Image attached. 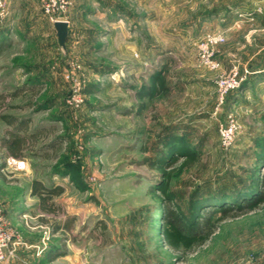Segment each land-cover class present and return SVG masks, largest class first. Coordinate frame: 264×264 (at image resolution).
Listing matches in <instances>:
<instances>
[{
    "label": "rangeland",
    "instance_id": "rangeland-1",
    "mask_svg": "<svg viewBox=\"0 0 264 264\" xmlns=\"http://www.w3.org/2000/svg\"><path fill=\"white\" fill-rule=\"evenodd\" d=\"M246 1L71 0L65 47L43 12L0 49V207L29 213L22 242L55 264H264V81L234 57L264 43V0ZM163 81L164 95L139 96ZM4 116L26 123L25 170L7 167ZM169 204L229 216L186 238L163 232Z\"/></svg>",
    "mask_w": 264,
    "mask_h": 264
},
{
    "label": "crops",
    "instance_id": "crops-1",
    "mask_svg": "<svg viewBox=\"0 0 264 264\" xmlns=\"http://www.w3.org/2000/svg\"><path fill=\"white\" fill-rule=\"evenodd\" d=\"M40 3L41 0H8L7 14L4 17L0 16V49L8 50L14 48L16 44L22 42V37L31 36L41 29L44 19L40 17L43 14L42 3L41 6ZM246 3L258 6L257 3L251 0L246 1ZM246 3L240 2L234 7H229V9H241ZM26 13L28 16H24ZM51 28L57 37L55 25L53 24ZM260 38L261 41L262 37ZM251 47L247 46L246 50L242 51V53H237V56V51L234 49V57L239 60L241 58L244 64L250 66L252 73L261 75L260 77L262 78L260 80L264 81V43L262 44L261 42L260 48L256 46L260 50H253ZM38 79L34 80V82H37ZM6 215L11 225L21 232L29 226L28 221L23 218V216L29 217V213H26L25 210L21 209L19 212L6 213ZM40 216L45 215H35L36 218H40ZM43 223L39 224L37 229H43L45 227ZM32 229L34 230L35 228ZM23 240L25 243L23 242L22 245L16 247L15 252L6 264H55L58 261V253L53 248L48 247L41 252L42 254L38 255L36 249L38 248L37 241L25 239V236ZM21 256L22 258H20Z\"/></svg>",
    "mask_w": 264,
    "mask_h": 264
},
{
    "label": "trees",
    "instance_id": "trees-1",
    "mask_svg": "<svg viewBox=\"0 0 264 264\" xmlns=\"http://www.w3.org/2000/svg\"><path fill=\"white\" fill-rule=\"evenodd\" d=\"M167 91L166 86H165V81L160 83V86L157 89H154L152 86H147L144 85L143 88L140 91V97L141 98H146V97H151L153 95H160L163 94L164 92ZM21 95L20 93L15 95L18 96ZM11 95V97H15ZM6 97H2V99H6ZM7 125L12 126L13 130L12 131H7V133H11V141H8L7 139L4 140L5 145L13 151L12 155L15 158L23 159L22 156V149L25 144L28 142H25V140L19 136L18 132L22 131L26 127V123H20L19 125L17 124V119L12 117V116H4L1 118ZM25 131L26 128H25ZM186 161H185V166L191 167L196 161H198V155L196 153H192L188 156H186ZM147 162H150L149 160ZM163 163V161H160ZM154 167H159V163H156L153 165ZM63 193V189H59V191L56 193V195H61ZM33 196L39 198L42 203H45L48 201L47 198H50L54 193L48 192L47 188L39 181L34 182L33 184ZM45 194H48V197H44ZM261 195L257 197L256 199H259L262 197V200H264V189L260 193ZM47 196V195H46ZM246 203H249L248 200L245 201ZM252 202V201H251ZM257 202V201H256ZM253 204V202H252ZM218 210L222 211L223 217H228L229 216V209L227 208H218V207H213V212L210 213V215L205 218V219H199L196 221H193L188 214H185L180 207H173L171 204H169L166 208L165 211V217L162 222V230L166 234H178L181 237H186V238H199V237H204L205 240L210 238L214 234L213 232V225H212V216L217 212ZM62 230L61 227H58L55 229V231Z\"/></svg>",
    "mask_w": 264,
    "mask_h": 264
},
{
    "label": "built area",
    "instance_id": "built-area-1",
    "mask_svg": "<svg viewBox=\"0 0 264 264\" xmlns=\"http://www.w3.org/2000/svg\"><path fill=\"white\" fill-rule=\"evenodd\" d=\"M44 14L55 25L57 22L69 23L67 17L71 6V0H41ZM8 10V0H0V16L4 17ZM214 43V42H211ZM217 43V40H215ZM217 67L216 64H214ZM226 83H221L224 86ZM227 130V129H226ZM232 130L222 133L225 145L231 144L233 137ZM229 144V145H230ZM7 167L18 170L26 169V162L11 157L7 160ZM22 239L17 230L11 225L5 211L0 207V264L8 263L18 245H22Z\"/></svg>",
    "mask_w": 264,
    "mask_h": 264
},
{
    "label": "water",
    "instance_id": "water-1",
    "mask_svg": "<svg viewBox=\"0 0 264 264\" xmlns=\"http://www.w3.org/2000/svg\"><path fill=\"white\" fill-rule=\"evenodd\" d=\"M55 29L57 32L59 45L65 47L69 35V23L67 22H57L55 24Z\"/></svg>",
    "mask_w": 264,
    "mask_h": 264
}]
</instances>
